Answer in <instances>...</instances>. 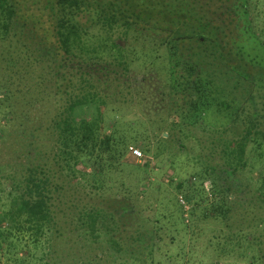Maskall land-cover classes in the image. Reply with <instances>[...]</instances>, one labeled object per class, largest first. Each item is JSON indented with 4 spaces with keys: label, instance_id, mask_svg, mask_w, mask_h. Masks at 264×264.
Segmentation results:
<instances>
[{
    "label": "trees",
    "instance_id": "1",
    "mask_svg": "<svg viewBox=\"0 0 264 264\" xmlns=\"http://www.w3.org/2000/svg\"><path fill=\"white\" fill-rule=\"evenodd\" d=\"M250 1L0 0V264H188L210 231L219 260L264 264V44ZM133 44L152 47L169 96L188 103L161 137L166 161L189 127L201 133L185 254H157L136 203L149 164L126 159L130 147L158 159L161 143L109 117L114 94L144 92ZM212 112L226 120L208 131Z\"/></svg>",
    "mask_w": 264,
    "mask_h": 264
},
{
    "label": "rangeland",
    "instance_id": "2",
    "mask_svg": "<svg viewBox=\"0 0 264 264\" xmlns=\"http://www.w3.org/2000/svg\"><path fill=\"white\" fill-rule=\"evenodd\" d=\"M249 9L252 10L250 11L251 15L255 18L254 25L256 28H254L257 31V36L264 44V0H251ZM122 45L124 46V44ZM144 51L148 52V59L143 58V56L137 58ZM153 54L151 47L145 48L144 46L141 47L138 44H133L127 48L126 55L129 58L128 62H130L131 69L129 73L132 80L146 76L148 60L149 63H154L153 66L157 67L163 79L166 78V70L159 62L160 60L150 58ZM157 79L161 81V78L156 76L152 82ZM144 96V93L136 95L135 92L126 97L119 96L117 93L114 94V99L109 101L107 107L115 108L116 111H110L109 117L115 125L121 122V126L131 127L133 132L137 131L139 136L146 137L147 143L151 145L153 150L156 149L155 146L159 142L161 143V147L159 148L161 155H159L160 157L158 159H155L152 154L148 156L142 154V158L135 159L129 153L126 159L136 164H140L141 161L145 160L149 164L148 167L144 168V171L148 173L150 186L149 184H145V187H149L147 191L138 196L136 203L138 205L139 217L147 219L148 225H151V227L154 225L155 228H158L157 236L160 241L157 254H185L183 251H188L186 248L189 242V232L182 230L181 227H184V218L185 222H191V225H193L195 218L192 215L191 205L194 204L190 191L200 186L196 174L200 173L201 169L194 163L195 160L192 157L198 155L200 152L195 139L201 133L195 128H190L193 132V137L186 138L182 136L176 142V146L172 148L176 159L174 161H166V155H170V152L165 147L169 145L161 141L162 135L165 134L166 136L165 132L171 130L170 127L165 130V127L169 124H167L168 122H164L162 118L164 119L166 114H155L153 109L148 108L149 106L146 105L148 98L144 99ZM97 112L98 109L95 104H89L82 109V114L87 117H92ZM207 116L205 129L208 128V131L215 129L220 124H224L226 120L217 112H212ZM180 145L183 146V149L182 147L181 149L179 148ZM188 155L192 157H188ZM208 183L207 181L204 186H208ZM180 195L183 199L179 197ZM188 218L189 222H187ZM214 226L212 223L209 228L214 229ZM204 227L202 230H204ZM202 232L200 233L202 234ZM204 235H199L193 244L192 251H190V255L187 257L190 259L188 264H243L240 260H219L216 257V252L213 250V247L209 245L211 241L213 242V231H210L207 237ZM180 262L182 263L183 261L181 260Z\"/></svg>",
    "mask_w": 264,
    "mask_h": 264
},
{
    "label": "flooded vegetation",
    "instance_id": "3",
    "mask_svg": "<svg viewBox=\"0 0 264 264\" xmlns=\"http://www.w3.org/2000/svg\"><path fill=\"white\" fill-rule=\"evenodd\" d=\"M212 7H213L212 10L214 12H211V14H212L211 16L214 18L215 6H212ZM224 7L227 8L226 10H229V4H225ZM226 14L227 13H225V15ZM249 14H250V12H249ZM227 16H228V20L226 23H230L232 21L233 17L236 16V14H233L231 16L229 14H227ZM250 33L251 34L254 33L253 34V35H255L254 39H259L257 36L258 34H257L256 30H254V32H252V30H251ZM149 46H152V44H150ZM160 63L164 64V62H162V60H160ZM147 65H148V67L146 69V72H147L146 76H141L140 78H137V81L139 82L140 87H139V89H136V90H141V91L144 90L143 93L146 96V97L144 96V99L148 98L146 105L149 106L148 108L153 109V112H155V114H158V115L162 114V113L166 114V117L164 119L162 118V120L164 122H168L167 124H169L168 126L165 127V130H167L169 127L170 128L172 127L171 122H170V119L172 117H170V116L173 114H177L178 115L177 118H179L178 120L180 122L179 124L184 125L183 121H181V119H182L181 116L184 114H187L188 103H186V101H184L183 94L179 93V94H176L174 96L173 95L169 96L170 92H169L167 86H165L166 81L160 75L157 67L151 65V63H149V60H148ZM156 76L160 77L161 81H159L157 79L156 81L152 82L154 80V78H156ZM147 80H149V81L147 82ZM171 97H174V98L171 99ZM146 105H145V108H146ZM189 128H193V127H189Z\"/></svg>",
    "mask_w": 264,
    "mask_h": 264
},
{
    "label": "built area",
    "instance_id": "4",
    "mask_svg": "<svg viewBox=\"0 0 264 264\" xmlns=\"http://www.w3.org/2000/svg\"><path fill=\"white\" fill-rule=\"evenodd\" d=\"M129 154H130L133 158H135V159H140V158H142V154H141V152H140L138 149L133 148V147H130V148H129Z\"/></svg>",
    "mask_w": 264,
    "mask_h": 264
}]
</instances>
